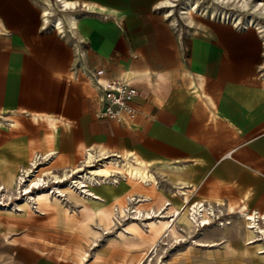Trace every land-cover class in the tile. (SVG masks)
<instances>
[{"label": "crops", "instance_id": "0c3cea01", "mask_svg": "<svg viewBox=\"0 0 264 264\" xmlns=\"http://www.w3.org/2000/svg\"><path fill=\"white\" fill-rule=\"evenodd\" d=\"M66 2L74 5L61 11L55 0H0V187L13 190L20 173H36L51 157L75 162L87 156L61 175L41 174L54 184V176L89 170L98 166H88L94 159L117 155L119 161L98 166L103 178L128 180L118 176L125 163L144 169V181L129 180L144 184L135 200L147 202L135 209L147 213L139 207L158 206L167 198L150 211L165 210L162 219L169 225L159 235L147 226L143 232L137 227L117 230L118 243L97 239L99 230L111 224L91 228L98 233L92 235L96 242L88 251L77 245L79 255L66 257L26 231L21 220L0 214V264H131L124 263L123 254L149 250L163 236L178 237L179 226L191 236L192 225L183 217L187 208L180 209L193 203L227 206L238 222L233 228L230 223L203 229L188 245L200 247L198 255L180 253L164 264H264V241L255 235L252 240L241 215H264V26L252 14L231 13L226 6L198 9L196 15L208 19L185 26L180 21L189 24L191 17L169 14L176 7L171 0ZM248 5L239 11L248 12ZM44 8L51 13L48 23ZM251 10L264 16V8L253 5ZM222 14L226 21L220 20ZM226 16L235 19L227 23ZM71 17L75 25L68 21ZM56 18L60 31L52 22ZM250 19L254 28L247 27ZM91 73L131 81L138 91L133 121L96 117ZM93 187L88 190L95 197L65 192V198L72 203L101 200ZM60 203L52 196L50 203L19 205L13 211L28 213L33 206ZM235 203L239 205L233 207ZM102 210L97 206L93 213ZM174 213L178 217L169 222ZM141 233L150 235V243ZM136 241H143L141 249L122 248Z\"/></svg>", "mask_w": 264, "mask_h": 264}, {"label": "rangeland", "instance_id": "374dc122", "mask_svg": "<svg viewBox=\"0 0 264 264\" xmlns=\"http://www.w3.org/2000/svg\"><path fill=\"white\" fill-rule=\"evenodd\" d=\"M249 1L246 0V3L243 4L239 2L238 0H231V1H227V0H179L177 2L172 3L173 5H176V7L174 8V11L172 10V15H174L177 18V16H179L178 13L180 9L182 8V11L184 12L185 7L189 4V2L193 3L194 5L197 4V8L201 10L202 9L212 10V9H218V8H222L226 6L228 7L227 10L231 13H240L242 16L247 15V14H252L264 26V16L258 13H252V10H251L253 5L254 7H256L255 6L256 1L255 0H252L251 2ZM248 2H249V5H248ZM244 5L246 7L248 5V8H249L248 12L239 11V9L244 7ZM44 9H48V8H44ZM183 12L181 13L183 14ZM190 17L191 18L189 19V24L184 21H180V23L182 25L188 26V25L195 24V22H201L204 19H208L203 14L201 15L191 14ZM68 21H70V18L68 19ZM32 158L33 157H31L28 160V163L32 160ZM86 159H87V156L85 154L80 155L75 162H69L62 157H57V158L51 157L48 162H45L43 165L38 166V168L36 169L37 171L36 173H35V170H33V173L31 176L38 175L37 177L35 176L34 177L39 178L41 174L46 173V172H51L53 175H61L66 168L77 167L80 165L81 161L86 160ZM97 168L99 167L96 166V167H91L88 169L97 170ZM87 171L88 170H85V172ZM103 174L104 173L102 172L99 174V176L103 178L102 176ZM18 177L19 175L16 178L17 180L15 182V187L13 188V191H7V193H5L4 191H1L0 196H3V195L5 196L6 194L10 195V197L12 198L14 197L15 199L14 203L17 204L18 206L19 205L21 207L29 206L31 203L30 204L29 202L27 203L25 198L24 199L22 197L16 198V197H19L17 195V192L19 191L21 192L22 188L26 189L28 187L27 185H25L28 182V180H26L25 181L26 183L24 184L25 186L19 189L20 180L18 181ZM76 177L78 176L73 177V180H75ZM33 179H29V180H33ZM70 182L72 181L53 185L52 182L48 181V184L50 185V188L55 186L59 189H62L65 187V185H70ZM143 188H144V184H137L136 182H130L129 180H125L121 178L119 181V184L117 185H108L106 183L101 182L100 185H97V186L95 185L93 187L92 192L97 194V196H99L101 200L77 201L76 203H72L71 201L65 198V194H62V197H58V200L61 202L60 205L54 208L36 209V207L33 206V209H30L28 213H22V212H14L12 210V207H13L12 205H8L4 203L3 205L0 204V214L8 215V217H12L14 219L17 218L21 220L24 224V228L26 231L28 230L33 231L35 233L37 240L43 242L49 248H53L57 251H60L61 255H64L66 257L67 256L77 257L79 255V253L76 251V248H75L77 245L83 246L84 250L88 251V249L93 244L92 241L96 242L95 238L92 235H97L98 233L96 231H93L92 229L96 230L99 227L106 228L110 224H112V221H111L110 224H108L107 226L102 225L100 223L99 218L95 216L93 213L95 212L94 208L97 206H100L106 209V211H111L112 213V209L114 210V208L119 207L121 208L120 210L121 213H123L124 212L122 210L123 207L125 206L131 207L134 204L133 201H128V198H137V197L141 198L140 195H136V192H138V189H143ZM47 192L48 190H41V191H37L36 193H34V194H37V197L36 198L33 197L32 198L33 200L31 199L32 201H34L33 204H35L34 199L36 200L39 199V196H41L42 193H44L47 196L48 203H50V199L52 195L53 197H57V196H54L55 193L52 195L50 194L47 195ZM30 193L28 194L30 195ZM28 194H25V195H28ZM72 195H75V197L83 196L80 194H72ZM167 200H168L167 198L164 199L163 202L158 206L145 203L139 208L145 211H150L153 208L158 209ZM219 202L220 201H218L217 203ZM211 204L214 205V203H211ZM238 205L239 203L232 204L233 207H237ZM226 208L227 206H219V209H221L222 212L215 213L216 217L211 218L212 223L210 224V226L214 224L216 225L218 222L229 221L231 223L230 228L235 227L234 225L237 224L238 219L235 215H230ZM231 216L232 218L229 219V217ZM217 217H219V219H217ZM128 221H122L121 224H125ZM121 224L118 225L117 228H121ZM195 229H198V228L195 227ZM106 230L104 231L99 230V232L101 233L99 237L97 238L101 240L99 241V243H102L106 240L110 241L112 239H114V243H118L119 241L115 239V234H116V231L120 229H115L111 226V228L107 230V231H110L111 233L104 234L107 232ZM141 235H143V233H141ZM191 236L193 239H196L198 237V232L193 230L191 233ZM177 239H180V238H177ZM142 240L149 241L147 243H150V235L149 236L143 235ZM143 241L141 242L136 241L134 243L133 242L124 243L122 245V248L125 249L126 251H128L129 249L139 250L141 249L140 247L143 246L142 245ZM175 241L176 240L170 241L169 243L170 246H167V247L165 246L166 248L165 251H162L161 253H159L158 251L157 257L158 258L162 257L161 260L159 261L166 262V260L169 257L173 255H178L184 252H189L190 255L192 253L195 255H198L200 252V249H201L200 247H194L190 249L187 244V239H186V242L180 243V244H177V242ZM147 250L148 249L145 248L144 250H141L140 253L138 252L136 254H130V255L128 253L123 254L124 263L125 262H130L131 264L138 263L139 261L144 259V257L147 255L150 249L148 251ZM156 258L153 260L152 264H159V261Z\"/></svg>", "mask_w": 264, "mask_h": 264}, {"label": "bare ground", "instance_id": "6f19581e", "mask_svg": "<svg viewBox=\"0 0 264 264\" xmlns=\"http://www.w3.org/2000/svg\"><path fill=\"white\" fill-rule=\"evenodd\" d=\"M66 1L67 0H56V3L58 4L61 11H65L74 5V4H70L69 2H66ZM175 1H178V0H171L170 5H173L172 3H174ZM227 1H231V0H227ZM238 1L243 3V4L246 3V0H238ZM255 6L259 7V9L264 8V4L261 1H256ZM244 7H246V6L244 5ZM181 12H183V11L180 10L178 14L182 15ZM50 14L51 13L48 9H44L43 16L45 17V21L47 23H48V20L50 18ZM169 14H172V11H169ZM191 14L196 15V14H199V12H198V8H197V4L194 5L193 3L189 2V4L185 7V11L183 12V15L190 17ZM219 14L220 13H217L216 16H219ZM211 16L213 17V14L210 15V17ZM226 17H227V23H228V21L233 22L235 19V17H232V18H230V16H226ZM224 18H225L224 14H222L220 20L223 21ZM239 18L240 17H238V19ZM225 21H226V18H225ZM52 22H53V25H54L56 30H58V31L62 30L63 27H62V23H61L60 19H55ZM70 23L72 25H75L76 19L74 17H71ZM247 25H248L247 27H249V28L255 27L253 22H251V19ZM111 159L112 160L114 159L117 161L120 160V159H117L115 155L111 156V158H110V156L107 155V156H104L102 158L94 159V161H92L90 163V165H88V166L103 165V164L107 163L108 161H111ZM86 163H87V161H86ZM139 165L142 166L143 163L139 162ZM123 169L124 170L122 171V175L118 174V176L124 177L128 180L133 179L136 181H144V179L147 178V175H148L147 172L144 171V169H142L140 167H133L132 168L128 163L123 164ZM32 173H33V170H31L30 172H27V173L23 172V173L19 174V177H18V181L20 180L19 181V189L21 187H24L25 185H27L28 187L26 189L22 188L21 192L20 191L17 192V195L19 197H16V198L22 197L23 199L25 198L26 202L27 203L29 202V204L30 203L33 204L34 201H32L33 200L32 198L37 197V194H34V193H36L37 191H41V190H48L47 195L48 194L52 195L55 193L54 196H57V197H62V194H64L65 192L70 193V194H80V195H83V197H85V195L95 197L88 190V189H90V187L92 185L97 186V185H100L101 182L112 185V184H116L117 182H119V179H117L115 177L106 178V179L99 178L100 177L99 174L102 173V170H99V169L88 170L87 172H85L84 169L78 168V169L72 170L70 173L65 174L64 177H61V176L60 177H58V176L53 177L55 179V181L53 182L54 183L53 185L62 184L65 182L72 181V182H70V185H65L64 188L59 189L55 186L50 188L48 181L45 178H43V177H45V175H43V177H41V178L40 177L35 178L34 177L35 175L31 176ZM112 174H115V173L112 172ZM75 176H78V177H76L75 180H73V177H75ZM29 179H33V180H29ZM26 180H28V182L30 184L28 182L26 183L25 182ZM1 191H4L5 193H7V191H5L3 187H0V192ZM11 191H13V190H11ZM28 193H30V195ZM25 194H28V195H25ZM14 200H15L14 197L12 198V197H10V195H7V194L5 196L4 195L0 196V204L3 205L4 203H6L8 205H12L13 206L12 210L18 211L19 206L14 203ZM34 200H35V203L39 202L38 205L40 204V206L48 203L47 202V196L44 193H42L41 196H39V199H37L38 201L36 199H34ZM128 201H133L134 204L131 207H128V206L123 207L122 208V210L124 211L123 213H121V211H120L121 208L116 207V208H114L112 213H111V211L102 210V211H98L97 213H95V215L98 214V217L100 219V223L102 225L107 226L112 221L111 226L115 229H120V230L127 229L129 231L130 228H132V227L136 228L137 227L141 232H143V230H146V229H143V226H145V227L147 226L150 231H153L157 235L162 234V233H160L161 231L167 230L169 223L167 220L162 219V217L164 218L163 213L165 210H160L157 212L149 211L147 213H142V212H138L135 209V206L138 204V202H141V201L135 202V198H128ZM169 204H170L169 202L165 203V205H164L165 209L169 206ZM25 207H28V206H25ZM185 208H187V212L184 213L183 217L186 216L188 218L189 225H192L191 231H190L191 233L193 230L200 233V232H202L203 229L208 228V227H206V225H209L211 223L212 217H216L215 213L222 212V210L219 209V206L210 207V206L204 205L203 203L186 204L180 209V211H183ZM177 214L178 213H174V216L169 218V222H172L174 220V217H176V216L178 217L179 214L178 215ZM241 215L244 216L243 219H244L245 229H246L247 233L249 234V236H253L252 240H255L254 235H255L256 239H258L259 241L264 240V215L263 216H257V217H254L253 215H248L246 213H241ZM147 219H150V220H147ZM128 220H130V221H128ZM122 221H128V222L125 224H121ZM120 224H121V228H117L118 225H120ZM229 224H230V222L226 221V222L217 223L216 225L215 224L211 225L210 227L216 226V227L222 228V227H225ZM195 227H197L198 229H195ZM107 232L111 233L110 231H107ZM107 232L104 234H107ZM178 232H179L178 237H175L172 235L169 237V235H167V237L163 236L161 239L156 241L152 245V247L149 250V252L147 253V255L144 257V259L141 261V263L142 264H152L153 260L158 255V251H159V253H161L162 251H165V249H166L165 246L166 247L170 246L169 243L172 240H176L175 242H177V244H180V243L186 242V239H187L188 245H194L195 244V239H193L192 236H188L186 234L185 228H183L182 226H179ZM186 236H187V238H186ZM177 238H180V239H177ZM255 243H258V242L255 241ZM156 259H159V258L157 257Z\"/></svg>", "mask_w": 264, "mask_h": 264}, {"label": "built area", "instance_id": "2783aa9c", "mask_svg": "<svg viewBox=\"0 0 264 264\" xmlns=\"http://www.w3.org/2000/svg\"><path fill=\"white\" fill-rule=\"evenodd\" d=\"M79 45L80 43L75 42L74 47L77 55L81 58L82 53ZM78 66H81L80 62L78 63ZM261 72V80L264 85V67H262ZM88 79L97 91L98 109L95 113L97 118L108 119L118 123H121L124 120L133 121L135 119L137 111L134 106V100L138 95V91L132 85L131 81L126 78H103L93 73L89 75ZM115 156L117 159H120L119 156ZM135 202L142 203L147 202V200L136 199ZM217 219H219V217H217ZM210 224L206 225V227L210 226ZM159 260H161V257H159L158 261ZM164 263L165 262L159 261V264Z\"/></svg>", "mask_w": 264, "mask_h": 264}]
</instances>
